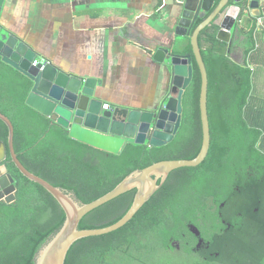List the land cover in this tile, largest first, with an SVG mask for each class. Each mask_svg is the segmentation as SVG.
I'll use <instances>...</instances> for the list:
<instances>
[{
  "label": "trees",
  "instance_id": "trees-1",
  "mask_svg": "<svg viewBox=\"0 0 264 264\" xmlns=\"http://www.w3.org/2000/svg\"><path fill=\"white\" fill-rule=\"evenodd\" d=\"M200 44L209 78L208 156L198 166L174 170L176 182H165L123 227L77 241L66 264H264V96L256 82L260 69L252 67L260 58L249 55L255 48L250 43L249 60L242 65L234 62L229 45L207 30L202 31ZM173 51L193 57V79L183 96V122L200 124L202 77L191 37H178ZM5 82L8 88L0 91V111L14 124L15 149L21 162L52 184L74 192L84 203L105 195L136 169L198 155L180 154L172 143L160 147L130 143L120 154L94 148L72 138L67 128L26 104L33 85L28 77L9 66L2 79ZM8 136L9 129L0 119V140L6 145ZM199 136L201 145L202 130ZM4 163L15 179L17 193L12 203L0 201V264H35L38 250L62 226L65 211L43 186L20 172L9 150ZM250 167L255 171L250 181H246L247 175L234 174ZM217 184L223 186L218 194ZM236 184L242 191L229 199L228 212L221 217L218 204ZM135 194L136 189L130 190L91 211L80 228L117 222L131 207ZM202 197H209L211 203H204ZM189 223L210 240L219 257L207 260L191 251L186 238L196 239ZM173 241L181 242L182 249H176Z\"/></svg>",
  "mask_w": 264,
  "mask_h": 264
},
{
  "label": "water",
  "instance_id": "water-1",
  "mask_svg": "<svg viewBox=\"0 0 264 264\" xmlns=\"http://www.w3.org/2000/svg\"><path fill=\"white\" fill-rule=\"evenodd\" d=\"M179 1L183 7L175 28L173 46L160 47L154 53L155 61L171 66L170 92L157 107L150 110L106 104L97 96L96 77L70 73L52 61L39 59V54L29 43L11 33L0 22V56L3 62L33 82L26 104L67 128L72 138L109 153L120 154L130 143L160 147L175 138L183 120V96L194 74L192 55L177 54L173 51L178 37H191L193 54L202 77L200 114L203 140L198 155L193 159L162 160L136 169L114 189L88 203L82 202L74 192L56 186L30 171L21 162L15 149L14 124L0 111V119L9 129L8 145L0 140V201L12 203L16 200L15 179L4 163L9 150L20 172L51 193L66 215L59 230L36 253L35 264H66L69 251L77 241L108 234L123 227L162 187L171 172L182 167L198 166L208 156L211 146L209 78L202 56L200 35L202 31L207 30L214 33L218 40L231 44L240 28L251 26L253 23H264V0ZM5 2L6 0H0V17ZM36 61L37 65L34 64ZM133 189H136L134 201L120 220L101 228H80L85 215ZM190 229L200 236L201 232L197 226L191 225ZM201 242L202 240L199 244Z\"/></svg>",
  "mask_w": 264,
  "mask_h": 264
},
{
  "label": "crops",
  "instance_id": "crops-1",
  "mask_svg": "<svg viewBox=\"0 0 264 264\" xmlns=\"http://www.w3.org/2000/svg\"><path fill=\"white\" fill-rule=\"evenodd\" d=\"M182 7L179 0H6L0 22L39 59L96 77L97 96L106 104L150 110L170 92L171 66L155 61L154 53L173 46ZM255 25L253 36L252 25L235 33L229 54L242 65L255 43L249 55H259L252 67L260 69L256 82L264 96V23ZM9 66L1 57V93Z\"/></svg>",
  "mask_w": 264,
  "mask_h": 264
},
{
  "label": "flooded vegetation",
  "instance_id": "flooded-vegetation-1",
  "mask_svg": "<svg viewBox=\"0 0 264 264\" xmlns=\"http://www.w3.org/2000/svg\"><path fill=\"white\" fill-rule=\"evenodd\" d=\"M200 109V108H199ZM184 113V112H183ZM201 117V114H200ZM200 130H202V121L199 124L197 121L195 120H189L187 125H184V122L182 120V123L175 135V138L173 139L172 142V148L183 155L186 156H190L193 155L195 153H199L201 150V146L202 143L200 145ZM203 133V131H202ZM203 140V139H202ZM254 169L253 168H247L246 170L241 169L240 171H235L234 174L235 175H247L246 181H250L252 180L253 176H254ZM177 180V174H175V172H171V174L169 175L168 179L166 180L169 181L170 183H175ZM221 188H223V186L221 184H217L216 187V193L218 194L219 192H221ZM234 189V190H233ZM241 192L242 191V187L240 185H235L233 188H231L228 192V194H225V196L220 200L218 207H217V211L219 216L224 217V212H228L225 211L226 209H229V199H231L233 197V195L235 196L236 192ZM201 200L204 203H208L210 204V198L207 197L206 199L204 197L201 198ZM264 203V200H261V204ZM259 208H256V211H258ZM223 224L227 225L228 228H230L231 224L229 222L226 221V219L223 218ZM191 225H195L193 223H189V228ZM196 226V225H195ZM191 230V229H190ZM192 232V230H191ZM201 232V230H200ZM193 235H195V241L193 242L190 239L186 238V244L189 245L191 251L195 252L197 255H199L200 257H203L205 259H209V258H213V257H219V252L216 251H212L211 249V242L210 240H206L203 235L202 232L200 234V236L196 235L194 232H192ZM200 240H202L201 244H199ZM173 245L176 247V249L181 250L182 249V243L178 242V241H173ZM180 245V247H179Z\"/></svg>",
  "mask_w": 264,
  "mask_h": 264
},
{
  "label": "built area",
  "instance_id": "built-area-1",
  "mask_svg": "<svg viewBox=\"0 0 264 264\" xmlns=\"http://www.w3.org/2000/svg\"><path fill=\"white\" fill-rule=\"evenodd\" d=\"M34 64H35V65H37V61H36V62H34ZM106 107H107V105H106Z\"/></svg>",
  "mask_w": 264,
  "mask_h": 264
},
{
  "label": "rangeland",
  "instance_id": "rangeland-1",
  "mask_svg": "<svg viewBox=\"0 0 264 264\" xmlns=\"http://www.w3.org/2000/svg\"><path fill=\"white\" fill-rule=\"evenodd\" d=\"M180 259H182V258H180ZM179 264V263H178ZM182 264H185V262L184 263H182Z\"/></svg>",
  "mask_w": 264,
  "mask_h": 264
}]
</instances>
